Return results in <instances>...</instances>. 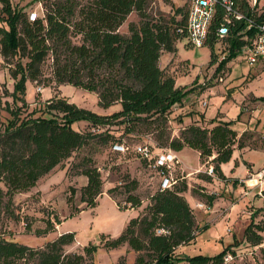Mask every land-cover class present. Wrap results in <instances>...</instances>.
Instances as JSON below:
<instances>
[{
    "label": "trees",
    "instance_id": "1",
    "mask_svg": "<svg viewBox=\"0 0 264 264\" xmlns=\"http://www.w3.org/2000/svg\"><path fill=\"white\" fill-rule=\"evenodd\" d=\"M36 1L40 3V13L28 19L26 10L16 2L0 0V56L8 74L15 79V91L21 96L17 97L20 103L14 105L12 115L13 109H8L11 118L0 130V264H91L94 245L90 242L83 244L81 250L64 249L73 240V231L58 232L35 246L8 238L6 234L10 232L3 220L19 219L12 208V195L33 186L40 176L88 140L101 145L109 141L110 152L119 153L110 149L115 136L107 125L119 126V135L150 132L157 146L173 151L183 146L194 149L200 163L206 161L211 165L212 175L196 172V177L207 181L211 176L224 178L220 163L229 159L234 147L244 145L242 132L237 135L230 120L213 118L208 124L187 121L176 135L170 136L166 130L171 105L179 102L188 88L176 85L174 76L159 66L157 59L162 51L173 52L176 40L189 43L185 32L187 7L174 6L170 14H163L148 11L150 0ZM232 5L247 16L262 18L263 13L254 15L244 0L240 3L232 0ZM130 11L138 19L128 21L126 32L121 33L118 26ZM221 24H226L227 31L219 37L216 29ZM243 27L241 18H234L220 3L215 4L202 44L207 46L209 60L213 61L214 43L225 41V53L216 69L244 43L239 33ZM251 31L247 28L244 32L249 35ZM25 79L44 84L69 83L93 92L100 107L113 103L118 107L109 112H96L55 93L42 102L45 115H35L33 109H24L22 113ZM13 96L14 100L19 95ZM178 116L181 121L182 117ZM78 119L101 129L73 128L71 123ZM114 141H120L119 137ZM140 144L150 153L163 149L149 143ZM135 153L147 165L146 157ZM67 169L84 176V183L78 187L79 200L85 206H93L101 193L102 181L91 156L86 153L79 156L69 162ZM136 185V179L125 173L121 183L107 187L106 192L112 196L120 188L123 194L120 207L134 208L141 202L134 191ZM186 187L184 179L165 188L157 185L141 209L127 218L118 234L100 233V245L111 248L125 243L134 252L129 264H225L224 253L234 254L231 245L236 243L233 241L210 255L176 250L179 245L191 242L203 227L198 225L182 194ZM68 190L67 201L74 188L69 186ZM203 196L209 204L214 193L206 192ZM115 204L118 206L117 201ZM249 217L242 229V238L248 245L256 246L257 252L252 255L253 263L240 264H264V219L254 221ZM23 218L26 232L42 234L52 228L46 219L43 227L31 229L28 217ZM54 218L59 221L56 215Z\"/></svg>",
    "mask_w": 264,
    "mask_h": 264
},
{
    "label": "rangeland",
    "instance_id": "2",
    "mask_svg": "<svg viewBox=\"0 0 264 264\" xmlns=\"http://www.w3.org/2000/svg\"><path fill=\"white\" fill-rule=\"evenodd\" d=\"M11 1L16 2L27 13L30 11L40 13L41 6L36 0ZM244 2L254 15L257 16L262 12L261 17H264V0H254V2L244 0ZM187 3L188 0H150L147 9L151 13L159 11L170 14L174 6L186 8ZM137 19L136 13L130 11L118 26V31L125 33L127 22H136ZM225 48L224 40L214 43L215 61L224 54ZM209 59L206 45L186 44L180 39L176 40L174 51H162L157 62L174 76V82L188 87L182 101L186 107L181 108L180 111L189 109L194 114L202 112L206 116H213L216 112L221 113L234 127L239 128V134L242 132L241 140L245 145L239 150V172L243 170L246 162L250 163L252 168H256L264 160V65L259 60L248 63L243 55L237 54L229 62L231 68L226 72L225 67L216 69L217 62ZM219 74L223 78L222 81L216 80ZM14 82L15 79L8 74L6 64L0 56V130L8 118H11L14 105L20 103L17 97L21 96L15 91ZM208 85L211 86L209 91L205 89ZM55 93L96 112H109L118 107L117 103L104 108L100 107L96 104V96L93 92L69 83L44 84L42 81L25 79L23 98H21L24 107L20 111L23 113L24 109L25 111L33 109V114L45 115L46 113L42 112V102ZM13 94L19 96H15L13 100ZM201 100L205 101L204 105L200 103ZM10 107L13 110H10ZM176 112L175 108L174 112L168 115L166 122V130L170 136L176 135L178 128L190 121L189 118L178 121V115L181 116V114ZM236 117L239 120H236ZM71 126L79 130L101 129L91 127L81 119L73 121ZM106 127L115 136L113 141L119 137L120 141L128 145V150L119 153L110 152L109 141L101 145L93 139L88 140L86 144L40 176L33 186L25 191L15 192L11 197V203L19 219L3 220L5 229L10 232L6 234L8 238L35 246L40 245L45 239L54 237L58 232L73 231V240L64 245V249L81 250L83 244L90 242L94 245L91 264H129L132 261L134 252L125 243L111 248L101 246L100 233L108 236L118 234L127 218L138 212L146 203L147 195L157 188L158 176L152 167L147 166L131 150L134 145L149 143L156 148H166V146H157L150 132L134 136L119 135V126L111 124ZM85 153L91 156L102 181L101 193L96 197L93 206H85L84 202L79 200L78 187L84 183V176L73 174L67 169L70 161L77 160ZM176 154L179 156V163L172 171V176L176 178V182L180 179L186 182L187 187L182 194L191 206L198 225L203 226L196 232L191 242L179 245L176 250L184 254L199 252L210 255L233 240L236 243L232 247L234 254H231V258L225 261V264H240L243 261L253 263L252 255L257 252V248L243 240L242 229L249 221V215L254 221L264 219V214L259 212L261 208H264V190L261 195H258L253 187L243 186L242 190L246 193L240 190L239 202L234 203L236 196L227 197V193L221 189V185H218L215 186L217 193L214 194L208 206L203 196L206 193L204 186L200 185V181L196 179V172L193 170V166H197L199 162L197 154L186 146ZM204 166L205 164L201 165L202 170L198 172H205ZM125 173L137 181L134 191L141 202L134 208L120 207L123 204L120 188L115 189L112 196L106 192L107 187L119 185ZM69 186L74 188V192L67 201ZM193 197L200 203L198 206L193 205ZM215 211L217 214L214 213ZM25 215L29 219L31 229L43 227L46 219L52 224V228L42 234L26 232L23 228ZM55 215L59 219L58 222L54 218ZM226 227L229 228L228 231L225 230ZM262 234L264 240V231Z\"/></svg>",
    "mask_w": 264,
    "mask_h": 264
},
{
    "label": "built area",
    "instance_id": "3",
    "mask_svg": "<svg viewBox=\"0 0 264 264\" xmlns=\"http://www.w3.org/2000/svg\"><path fill=\"white\" fill-rule=\"evenodd\" d=\"M254 2V0H252ZM216 3H220L222 7L234 18H241L244 21V27L239 33H242L244 43L238 48V53L248 61L253 63L259 60L264 65V17L255 19L252 16H247L242 12L234 9L232 0H188L186 17H185V32L186 40L189 44L201 45L203 39L206 36V30L210 18L213 13V9ZM34 11L27 13L28 19H33ZM251 28V33L245 34V29ZM226 24H221L217 27L216 33L219 37L226 34ZM221 75L216 76V80L220 81ZM39 88V87H37ZM202 105L205 104L204 100H201ZM127 145L122 141H113L110 144V149L118 152H123L127 149ZM133 150L140 155L146 157L148 160L147 165L152 167L158 176V187L165 188L171 186L176 182V178L172 176V171L175 166L178 165L179 159L175 155L174 151L169 148H163L150 153L144 144L137 143L134 145ZM205 173L212 175L211 165H207L204 169ZM251 180L248 186L255 187L256 193L261 195L264 184V164L261 165L253 173L246 176V181ZM200 203H196L198 206ZM225 230H229L228 227ZM231 258L230 252H225L223 259L227 261Z\"/></svg>",
    "mask_w": 264,
    "mask_h": 264
},
{
    "label": "crops",
    "instance_id": "4",
    "mask_svg": "<svg viewBox=\"0 0 264 264\" xmlns=\"http://www.w3.org/2000/svg\"><path fill=\"white\" fill-rule=\"evenodd\" d=\"M224 53H225V51H224ZM237 54H239L238 51H237V53L235 55H237ZM223 55L219 56V58L216 61L213 60V62H217L218 63V61L223 57ZM235 55L232 56V57H230L228 60H226L224 62V64L220 67V69H222V67H225V71L227 72L231 68V66H229V62L232 60V58L235 57ZM222 80H223V78L220 81H222ZM175 84L176 85H185V84H177L176 82H175ZM210 87L211 86L208 85V86L205 87V89H208V91H209L211 89ZM186 88H188V87H186ZM183 97L184 96L181 97V99H180L179 102H176V103L172 104L171 107H170V109L173 112H174L175 108L177 109V112L176 113H180L181 114L182 121H184V118H187V119L189 118V120H196L198 123H201V124H208V121L211 118H213L214 120L215 119L226 120V118H224L221 115V113H219V112L214 113L213 116H211V115L206 116L202 112L199 113V114H196V113L194 114L189 109H187L186 111H180L181 108L186 107V105L183 104V102H182V101H184L183 100ZM236 120H239V119L236 117ZM230 125L235 129V131H236V133L238 135L239 134V128L234 127L233 124H230ZM243 146H241V147H234L232 149L231 156L229 157V159L226 160V161H224V162H221L220 163V169H221L222 174L224 175V178L221 179V178H217L215 176H211V179L207 181V180H203L201 178L196 177V179H198L200 181V185L204 186L205 192L216 194L217 192L215 191L216 190L215 189V186L221 185V189L227 193V195H228L227 197H230V196H233L234 197V196H236V198H235V200H233V202L234 203H238L239 202L238 201V199H239V191L240 190H241V192L243 191L242 190L243 189V186L250 187V186H248V183H250L251 180L246 181V184L243 183L244 180H246V176H248L250 173H253L261 165L264 164V160H263V162L261 163V165H259L256 168L255 167L252 168L250 166L251 164L248 163V162H246V164H245L246 166L244 165L243 170L239 172V150L242 149ZM183 147H181L179 150H176V151L174 150V153L178 157V159H179V156L176 154V152L182 150ZM195 153L197 154L196 151H195ZM203 164H205L204 167H206L207 165H210L206 161L203 162V163L198 162V165L197 166H193V170L195 172H197L199 170H202L201 169V165H203ZM208 187H209V189H207ZM262 187L264 189V184H263ZM253 188H254L255 193H256V188L255 187H253ZM243 192L246 193V191H243ZM260 197H262V196H260ZM233 202H231L232 205H233ZM196 203H199V202L197 201L196 198H194L193 205L196 206L195 205ZM208 206H210V202H209V205ZM259 212H262L264 214V208H261V210ZM214 213L217 214L216 211ZM232 241H230L228 243H231ZM233 246L234 245H231V247H233Z\"/></svg>",
    "mask_w": 264,
    "mask_h": 264
}]
</instances>
